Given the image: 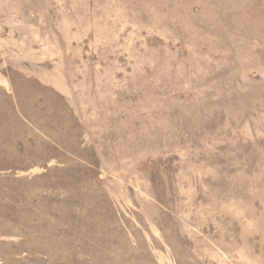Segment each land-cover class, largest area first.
<instances>
[{"label": "rangeland", "instance_id": "obj_1", "mask_svg": "<svg viewBox=\"0 0 264 264\" xmlns=\"http://www.w3.org/2000/svg\"><path fill=\"white\" fill-rule=\"evenodd\" d=\"M0 264H264V0H0Z\"/></svg>", "mask_w": 264, "mask_h": 264}]
</instances>
